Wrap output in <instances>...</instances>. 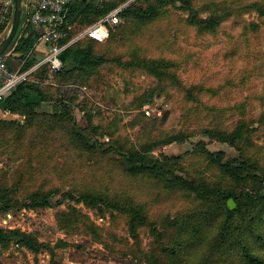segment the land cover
Instances as JSON below:
<instances>
[{"label":"rangeland","instance_id":"374dc122","mask_svg":"<svg viewBox=\"0 0 264 264\" xmlns=\"http://www.w3.org/2000/svg\"><path fill=\"white\" fill-rule=\"evenodd\" d=\"M210 1L197 0L196 6L201 8ZM215 1L236 10L225 17L214 34H198L197 29L187 21L189 13L177 4V7H168L170 12L162 20L138 33L133 26H129L121 32L125 33L126 39L117 38L110 43L109 26L116 28L125 24L119 15V24L108 22L105 25L106 40L96 45L97 50L105 53L108 59L98 73L62 86L65 90L55 86L53 99L41 105L40 111L53 113L56 107L60 108L55 106V101L66 99L73 107L77 124L82 128L88 127L89 136L102 143L96 151L75 148L63 132L52 134L48 144L40 145L44 148H34L31 152L25 147L17 150L15 142L7 144L0 139V179L4 185L17 191L21 202L30 191H55L50 207L44 209L24 206L7 213L0 209V228L33 233L40 242L50 246L36 255L15 244L9 250L0 251V264H147L143 254L153 241L147 229L141 231L138 247L129 233L125 216L118 215L115 219L110 215L101 217L95 210L64 197L72 190L92 189L111 196L130 195L137 203L146 205L151 218L157 220L203 207L199 200L186 192L164 188L144 176L127 174L120 162V147L112 145L116 141L122 144L126 140L140 145L182 132L187 135L184 141L156 148L153 152L155 156H181L178 174L230 186L231 181L224 179L218 167L205 160L200 152L202 148L212 152L223 151L225 160L236 162L242 160L240 152L225 142L204 135L203 131L216 129L230 133L241 122H246L253 129V145L244 148L245 156L264 163V18H260L254 10L242 8L251 2L264 0ZM29 2L24 1L23 9ZM148 2L152 0H126L117 9L122 11L133 4L146 6ZM209 14L205 12L202 16ZM251 23H257L259 30L245 29ZM86 28L77 25L69 28L72 29L71 44L90 39L85 35ZM134 46H140L143 55L149 58L182 61L179 73L184 83L204 87L199 94V104L187 103L183 92L166 88L155 97L154 105L150 104L154 109L152 115L156 114L161 119L154 123L151 115L138 125L130 126L138 111L126 110L127 106L134 96L157 86V82L147 74L126 70L116 62L119 58L128 59L127 51ZM10 64L15 70L21 68L16 59ZM53 82L52 77L42 85L46 88ZM69 95L71 97L67 99ZM83 104L88 110L94 107L92 125H105L117 116L123 119L113 143L109 137L103 138L91 131ZM10 118L22 119L20 115ZM11 136L8 135L9 138ZM32 137L33 134L25 143L28 144ZM261 185L264 189L263 183L255 187L250 184L249 188ZM71 205L80 208L103 229L102 242L94 240L82 229L70 234L60 230L56 215ZM7 215H11L10 223L4 226L2 221Z\"/></svg>","mask_w":264,"mask_h":264},{"label":"trees","instance_id":"16d2710c","mask_svg":"<svg viewBox=\"0 0 264 264\" xmlns=\"http://www.w3.org/2000/svg\"><path fill=\"white\" fill-rule=\"evenodd\" d=\"M5 1L0 0V12L4 10ZM37 7L39 0H34ZM126 0L102 1H76L68 5L69 14L63 32L66 36L59 40L61 46L66 45L72 38V29L69 27L91 26L107 16ZM197 0H152L146 6L130 5L123 9L120 17L125 24L113 28L109 26L108 42L126 39L121 33L129 26L135 32L162 20L170 12L168 7H177L189 13L188 23L197 29L198 34H214L218 32L221 22L226 16L232 15L234 8L217 3L215 0L196 6ZM30 8V15L36 9ZM13 6L8 9L12 20ZM244 10H254L260 18H264V2H251L242 6ZM209 12L206 17L202 13ZM23 15V23L12 42L7 53V66L11 60L21 63L18 70L23 73L40 63L35 53V46L42 36L43 28L34 26ZM259 30L257 23H251L245 29ZM100 43L88 39L78 44H71L64 48L60 58L63 67L58 72H51L48 64L40 65L33 71L28 79L19 83L6 97L0 101L2 109L11 114L20 115L22 119H0V139L5 143L15 142L18 149L22 147L30 150L44 148L40 145L48 144L52 134L63 132L69 144L79 150L94 152L102 147L99 139L91 138L87 128H82L75 121L73 107L66 99L55 101L60 106L53 113L40 111V106L50 103L53 99L55 86L61 87L70 82H79L84 77L90 78L98 73L99 68L108 60L105 53L97 50ZM128 59L119 58L116 62L126 70L143 72L152 77L157 86L145 90L142 94L134 96L126 110H137L138 114L130 121L134 127L143 122L147 116L141 111L143 106L154 105L155 97L164 92L166 88L177 89L184 93L187 103L200 102V95L204 91L201 84L187 86L180 70L182 61L164 57L149 58L142 53L140 46L131 47L127 51ZM51 72V73H50ZM34 77V78H33ZM54 78L52 85L46 88L42 83ZM63 89V88H62ZM65 90V89H63ZM67 99L71 96H66ZM66 100V101H65ZM72 101V100H71ZM82 105L86 119L91 124V131L100 137H109L112 143L118 133L121 117H115L105 125H92L94 107L89 110ZM150 119V117L148 118ZM161 119L156 114L151 120L156 123ZM251 129L246 122H241L232 132L206 129L204 135L221 142H225L240 152V161L225 160L223 151L212 152L202 148L201 155L210 164L218 167L223 178L231 181L230 186L211 184L207 180L190 178L178 174L181 168V156H155L154 150L162 145L173 142H182L184 133L168 134L157 140L146 141L143 144L129 143L124 140L114 142L116 148L120 147L121 164L127 174L131 176H144L160 183L164 188L186 192L194 196L202 204V208L181 211L176 216H165L157 220L152 219L144 204L137 203L130 195L107 193L92 189H76L64 194L70 201L83 204L89 209L105 217L110 215L116 218L123 215L127 218L129 233L139 247L140 234L143 229L149 231L153 241L150 248L144 252L143 259L147 264H264V163L246 157L244 148L253 145ZM12 135L11 138L8 135ZM33 134L27 144L25 140ZM187 136V135H186ZM13 138V139H12ZM254 184L253 188H249ZM55 191L38 189L30 191L21 202L17 191L13 190L0 179V209L5 213L20 207L30 209H44L50 207ZM233 199L236 207L230 209L228 201ZM57 225L65 233H75L81 229L98 242L103 240V229L97 225L87 214L76 206L59 211L56 215ZM26 248L34 254L49 248L38 237L20 229L0 228V249L9 250L13 245Z\"/></svg>","mask_w":264,"mask_h":264},{"label":"built area","instance_id":"2783aa9c","mask_svg":"<svg viewBox=\"0 0 264 264\" xmlns=\"http://www.w3.org/2000/svg\"><path fill=\"white\" fill-rule=\"evenodd\" d=\"M76 1L93 0H40L38 2L36 9L31 15H29L27 20L34 26L43 28L42 40L50 46L49 54L39 64L23 73L19 70H10L6 64L9 53L2 55L0 57V101L3 100L19 83L28 79L29 74L40 65L48 64L51 72H58L62 69L63 61L60 58L61 52L65 47L71 45L72 42L70 41L66 45L61 46L59 40L66 36V33L63 32V27L69 14L68 5ZM11 6H13V0L6 1L4 10L0 12V41L8 30V26L11 22V18L8 15V9ZM120 13V9H114L101 20L88 26L85 30V35L95 41L104 42L107 38V29L105 28V25L108 22L115 25L119 24ZM143 112L146 116H151L154 109L150 105H146L143 108ZM158 115L160 116L161 113H158ZM10 219L11 215H7L3 219L2 223L4 226H9Z\"/></svg>","mask_w":264,"mask_h":264},{"label":"water","instance_id":"95a60500","mask_svg":"<svg viewBox=\"0 0 264 264\" xmlns=\"http://www.w3.org/2000/svg\"><path fill=\"white\" fill-rule=\"evenodd\" d=\"M24 1L25 0H13V16L12 21L7 32L2 40L0 41V57L6 54L11 46L12 42L14 41L15 37L17 36L18 32L23 23V8H24ZM228 206L230 209H234L236 204L233 199L228 201Z\"/></svg>","mask_w":264,"mask_h":264},{"label":"crops","instance_id":"0c3cea01","mask_svg":"<svg viewBox=\"0 0 264 264\" xmlns=\"http://www.w3.org/2000/svg\"><path fill=\"white\" fill-rule=\"evenodd\" d=\"M8 1V0H7ZM6 2V1H5ZM35 1L34 0H30V2L28 3L27 7L25 9H23V15L28 18L29 17V13H30V8H34V6L36 7V4H34ZM27 20V19H26ZM43 34V33H42ZM49 51H50V46L45 43L44 40H42V36L41 38L39 39V42L36 44L35 46V53H36V56L37 58L40 59V62L43 61V59L49 54ZM39 64V63H38ZM36 66V65H35ZM38 68V67H37ZM36 68V69H37ZM35 69V70H36ZM34 70V71H35ZM30 76V74H29ZM28 76V77H29ZM0 86H1V81H0ZM1 114H3L1 116ZM15 116L16 114H11L9 111L7 110H4L2 109V107L0 106V119H8L10 118L11 116ZM2 249H0L1 251Z\"/></svg>","mask_w":264,"mask_h":264}]
</instances>
